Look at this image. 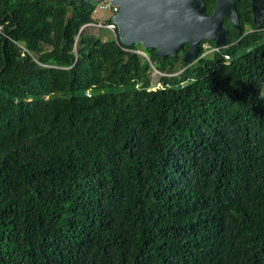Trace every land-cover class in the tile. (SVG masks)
I'll return each mask as SVG.
<instances>
[{"label": "trees", "instance_id": "16d2710c", "mask_svg": "<svg viewBox=\"0 0 264 264\" xmlns=\"http://www.w3.org/2000/svg\"><path fill=\"white\" fill-rule=\"evenodd\" d=\"M95 7L0 0V264H264L252 0L191 66L187 47L165 62L142 49L149 63L79 34Z\"/></svg>", "mask_w": 264, "mask_h": 264}, {"label": "water", "instance_id": "95a60500", "mask_svg": "<svg viewBox=\"0 0 264 264\" xmlns=\"http://www.w3.org/2000/svg\"><path fill=\"white\" fill-rule=\"evenodd\" d=\"M215 1L214 11L208 16L204 0H112L118 10L111 22L122 46L155 50L163 62L176 59L187 47L182 63L191 66L203 43L210 42L215 47L228 43L225 21L241 30L236 10L241 0ZM263 6L264 0H252V21L256 28L264 19Z\"/></svg>", "mask_w": 264, "mask_h": 264}, {"label": "built area", "instance_id": "2783aa9c", "mask_svg": "<svg viewBox=\"0 0 264 264\" xmlns=\"http://www.w3.org/2000/svg\"><path fill=\"white\" fill-rule=\"evenodd\" d=\"M91 1L92 3L96 5L93 14H99L100 20H98V22L93 20V22L91 23L84 24L83 26H81L79 30V34L84 31L90 32L89 28L93 27L96 29V30L94 29L96 32L93 30L92 33L98 36L99 35L98 32L100 31V29H103L105 32L109 34V39L113 41V43L121 51L141 55L142 58H144L150 63L149 56L143 50H139V49L133 50V49H130L129 47L122 46L119 43L117 36H116V32H115V26L111 22V18H113V16L117 13V10H118L116 6L112 5V0H91ZM106 16H107V19H105ZM0 34H2L1 28H0ZM76 43H77V37L75 38V41L73 44L74 53L76 51ZM20 47L23 51H25L23 46H20ZM209 50H210V53L217 51L216 48H209ZM202 56H204V50H203ZM152 70H153V76H158V80L164 76L163 74L158 72L154 67H152Z\"/></svg>", "mask_w": 264, "mask_h": 264}, {"label": "rangeland", "instance_id": "374dc122", "mask_svg": "<svg viewBox=\"0 0 264 264\" xmlns=\"http://www.w3.org/2000/svg\"><path fill=\"white\" fill-rule=\"evenodd\" d=\"M92 18H93L94 21H97V22H98V20H100V16H99V14H93ZM94 18H95V19H94ZM105 19H107V16H106ZM89 23H91V22H89ZM86 24H87V23H86ZM89 29H90V32H92L95 28L91 27V28H89ZM95 30H96V29H95ZM95 30H94V31H95ZM95 32H96V31H95ZM98 34H99V35H98L99 38H101L102 40H106V39L109 38V34H108L107 32H105L103 29H100V31L98 32ZM202 48H203V50H204V56H205L206 54H209V53H210L209 48H212V47H211L209 44H203ZM136 49L142 50L141 47H138V48H136ZM152 86H153L154 88H158V87H160L159 80H158V76H153V75H152Z\"/></svg>", "mask_w": 264, "mask_h": 264}]
</instances>
